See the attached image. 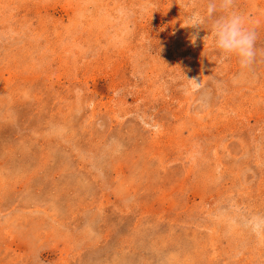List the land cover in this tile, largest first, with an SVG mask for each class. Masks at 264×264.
<instances>
[{
    "label": "rangeland",
    "instance_id": "rangeland-1",
    "mask_svg": "<svg viewBox=\"0 0 264 264\" xmlns=\"http://www.w3.org/2000/svg\"><path fill=\"white\" fill-rule=\"evenodd\" d=\"M206 3L0 0V264H264V0L247 69Z\"/></svg>",
    "mask_w": 264,
    "mask_h": 264
},
{
    "label": "clouds",
    "instance_id": "clouds-1",
    "mask_svg": "<svg viewBox=\"0 0 264 264\" xmlns=\"http://www.w3.org/2000/svg\"><path fill=\"white\" fill-rule=\"evenodd\" d=\"M234 3L235 0H207L203 14L193 11L186 17L190 25L186 27L205 28L208 18L221 13L212 19L209 26L214 49L219 53L221 62L234 57L241 69H247L256 57V34L246 26L245 18L234 10ZM196 38L197 34L193 33V43ZM192 81L199 85V82Z\"/></svg>",
    "mask_w": 264,
    "mask_h": 264
}]
</instances>
